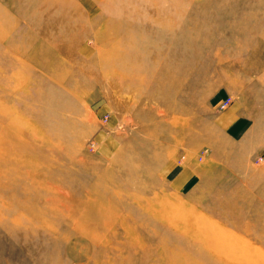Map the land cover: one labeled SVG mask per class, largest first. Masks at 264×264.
I'll use <instances>...</instances> for the list:
<instances>
[{"label": "rangeland", "instance_id": "rangeland-1", "mask_svg": "<svg viewBox=\"0 0 264 264\" xmlns=\"http://www.w3.org/2000/svg\"><path fill=\"white\" fill-rule=\"evenodd\" d=\"M47 4L68 12L52 42L41 38L55 19ZM1 15L0 133L15 116L36 136L18 152L0 148V264H30L28 246L51 264H89L86 251L68 250L61 238L76 235L65 227L36 239L26 231L43 228L27 223L35 209L51 215L31 200L48 178L59 189L42 196L57 199L58 215L81 191L116 209L115 228L150 241L145 264L226 262L154 216L161 209L172 221L202 219L221 235L211 243L233 238L264 261V0H0ZM136 29L155 34L133 49L151 55L162 44L164 58L153 70L146 57L144 84L127 91L115 85L137 73L121 70L133 51H113Z\"/></svg>", "mask_w": 264, "mask_h": 264}, {"label": "bare ground", "instance_id": "bare-ground-1", "mask_svg": "<svg viewBox=\"0 0 264 264\" xmlns=\"http://www.w3.org/2000/svg\"><path fill=\"white\" fill-rule=\"evenodd\" d=\"M47 6H49L50 8V9L44 8V10L47 12V19H51L50 17L53 18V16H55V19L54 20L51 19V21L45 20L42 22V25H44L45 28L41 30V38L43 37L44 39H46L44 40L45 42L46 41L52 42L53 41L52 38L46 37L48 35V31L54 29L56 33H59L58 31H60V29L63 27L68 12L66 10H65L66 12L65 11L62 12L59 8L60 10L59 13L57 12L56 7L55 8L51 7L52 4H47ZM5 20H6L5 15H1L0 16L1 23H4ZM30 26L33 27L34 25L30 24ZM149 34H151V37H154L153 34L155 33L153 30L147 31V29H145L141 31L140 29H136L135 31H133L131 35H123L122 37H120L121 38L120 42L118 43V46L114 49L113 53L116 51L122 52L123 50L127 51V53H129V51L131 50L133 51L132 55L129 54V62H128L129 65L125 66L124 68L121 67V70L128 71L131 69L132 71L134 70L137 73H135V76L131 80H128L126 82H121L120 84L115 86L127 91L132 89L134 86H142L144 83L143 81L139 82L137 76L140 72L143 71L142 69L143 65H141L140 63L144 61L146 57H148V60L154 67L153 70H155V67L159 65L161 60L164 58V52L161 53V50L164 47V45L162 44H159L156 48L150 46L153 51L151 55L147 53H145L144 55L143 54L144 51L142 49H140L139 52H136V50L133 49L135 45V41L142 42L144 45H147L146 36ZM2 36L3 34L0 35V37ZM56 38L58 39V37ZM125 39H127V43L122 45ZM171 56L173 58V54ZM109 61L110 60H108L107 57H105L104 60L105 64H107ZM131 61L132 64L134 63L132 68L130 67ZM118 64H120V61H118ZM57 67H59V65H57ZM67 76L68 74L66 73V75H64V78H66ZM83 88L85 89V87L81 85L78 86L75 85L71 88V90L73 89V90L82 91ZM8 118L10 120L11 115L8 114ZM26 123L27 122L25 121V119L19 120L18 117L15 116L12 117V122L9 121L8 126L6 128V132L4 134L0 133V148L5 146L3 144H6L8 148L12 144L11 147H16L15 151L18 152L21 150L23 146H25V145L23 146L19 145V143H21L22 138H27L29 140L27 144L34 143L36 135L34 132L31 131V129L30 130L25 129ZM9 154L12 155L13 152H9ZM6 156H8V153ZM58 180L54 181V179L52 180L48 178L45 180L43 179L38 181V185L41 189L39 188V193L37 192L36 196L34 197L31 196V200L36 201V203L44 202L46 206L49 205L53 208L51 210L50 213L51 215L49 216V219H46L43 216L44 212L41 209H35L36 211L31 212V215L29 217L30 219H27V223L33 226L37 225L39 227H43L45 231L43 230V228L38 231L37 228L34 226L35 232H31L27 227L26 231L29 235L36 234L35 239L37 237H41L42 235L46 237H50V235L53 234L56 235L55 225H58L61 227H65L66 229L69 230L71 234L76 235V237L74 238H68L64 236L61 239L68 246V250L69 247H71L72 250L75 251V249L79 247L84 251H86L84 258L87 260L89 264H145V262L147 261L148 253H144V251L149 250L151 246L150 241L144 238L143 236H140L142 235L141 233L137 232L136 234L137 236L131 234V232L128 229L123 227V223L120 224L122 226L121 230L117 229L119 227L118 225H117L118 227L115 228L116 227L115 225L118 222V219L116 218L117 213L115 212L116 209L114 210L111 208L110 211L105 212L104 211L105 206L103 205L104 201L103 200L99 201V197L93 196V199H90L89 197L91 196V193L86 191H81L80 196L75 197V199L72 198L71 206H66L64 210H61L59 212L60 215L59 216L58 213L56 212L58 211L57 207L54 205V204H59L56 203L57 199H55V197L52 196H45V197L42 196L43 193L44 194H46L47 192L51 193L50 192L51 190L54 191V189H59ZM22 203H24L25 205L26 201L23 200ZM74 206L78 208L84 207L85 208L84 211L87 212H85L84 214L82 212L80 213L78 210L75 211L73 210ZM153 210L154 209L150 210L151 211L150 213H154L157 211V210L156 211ZM170 214L163 212L161 209V211L158 212V215H154V216L162 220L165 219L170 224H172V226H174L177 231L180 232L185 231L191 236L197 238L201 236L202 238L201 241H203L206 246L211 245L210 247L212 248L213 252L215 251L221 253L222 257H224L226 260L225 262L222 258V260H215V263L264 264V261L261 258H259L257 255H254V253H252L249 249H245L242 244H239L233 238L231 239V241H234L235 243H232L230 247H226L227 242L225 240H221L222 242L218 245H214L213 243H211L212 242L211 240H220L221 235L219 233L212 235L210 230L207 229L209 228V226L207 227L206 225L207 223H205V221H201L202 219L198 220L193 215L191 216L181 215L178 219L172 221L171 219L172 215L170 216ZM83 232L86 234H84ZM109 235L112 236L111 241L107 240L108 241L107 244L105 242L106 246L102 248L99 247L101 245L102 239H108L107 237ZM119 239L120 241H118ZM28 248H29V252L31 251V254H33L32 255L33 259L31 260L30 264H51L50 259L42 256V254L40 253H37V248H35V246H28Z\"/></svg>", "mask_w": 264, "mask_h": 264}, {"label": "crops", "instance_id": "crops-1", "mask_svg": "<svg viewBox=\"0 0 264 264\" xmlns=\"http://www.w3.org/2000/svg\"><path fill=\"white\" fill-rule=\"evenodd\" d=\"M229 126H231V125H229ZM231 127H232V126H231ZM188 186H189V184H187L186 186H184V187L182 188V191L185 192V191L188 189V188H187Z\"/></svg>", "mask_w": 264, "mask_h": 264}, {"label": "built area", "instance_id": "built-area-1", "mask_svg": "<svg viewBox=\"0 0 264 264\" xmlns=\"http://www.w3.org/2000/svg\"><path fill=\"white\" fill-rule=\"evenodd\" d=\"M226 107V103L221 105V109H224ZM258 161H262V159L260 158Z\"/></svg>", "mask_w": 264, "mask_h": 264}]
</instances>
